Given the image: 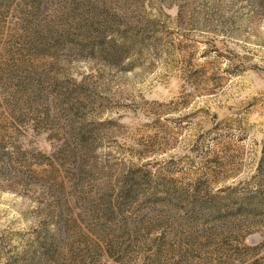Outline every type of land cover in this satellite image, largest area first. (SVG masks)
Masks as SVG:
<instances>
[{
	"label": "rangeland",
	"instance_id": "1",
	"mask_svg": "<svg viewBox=\"0 0 264 264\" xmlns=\"http://www.w3.org/2000/svg\"><path fill=\"white\" fill-rule=\"evenodd\" d=\"M261 190L264 0H0V264H264Z\"/></svg>",
	"mask_w": 264,
	"mask_h": 264
},
{
	"label": "trees",
	"instance_id": "2",
	"mask_svg": "<svg viewBox=\"0 0 264 264\" xmlns=\"http://www.w3.org/2000/svg\"><path fill=\"white\" fill-rule=\"evenodd\" d=\"M261 193H259V195H262V196H264V190H261L260 191ZM32 256V258H31V261L30 262H32L33 260H35V257L34 256H36V255H31ZM34 264H45V261L44 260H42V259H36L35 260V262H34Z\"/></svg>",
	"mask_w": 264,
	"mask_h": 264
}]
</instances>
